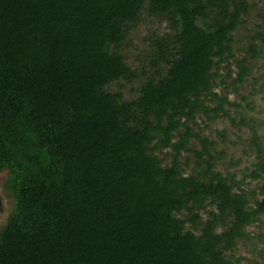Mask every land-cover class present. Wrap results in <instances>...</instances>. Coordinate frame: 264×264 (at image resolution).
I'll return each instance as SVG.
<instances>
[{
	"label": "trees",
	"instance_id": "16d2710c",
	"mask_svg": "<svg viewBox=\"0 0 264 264\" xmlns=\"http://www.w3.org/2000/svg\"><path fill=\"white\" fill-rule=\"evenodd\" d=\"M249 6L0 0V171L12 199L0 227V264H230L224 253L264 213V182L256 199L232 174L214 170L215 142L189 123L201 113L246 125L223 107L238 104L213 89L227 87L222 62L235 85L264 47L263 33L253 32L240 57L232 52L231 32ZM141 10L164 20L168 32L151 37L149 70L125 100L105 87L138 76L118 47ZM260 20L264 26V7ZM161 149H168L164 165L154 154ZM182 151L194 159L187 175ZM261 173L259 160L248 175ZM206 205L213 208L201 221ZM181 210L186 216H175Z\"/></svg>",
	"mask_w": 264,
	"mask_h": 264
},
{
	"label": "rangeland",
	"instance_id": "374dc122",
	"mask_svg": "<svg viewBox=\"0 0 264 264\" xmlns=\"http://www.w3.org/2000/svg\"><path fill=\"white\" fill-rule=\"evenodd\" d=\"M249 9L242 15L241 23L231 32L232 52L235 57L242 55L241 47L249 41L247 38L253 32H262L264 37V26L261 25L260 14L264 7V0H248ZM261 25L257 27V25ZM168 32L166 22L160 18L148 15L144 10L139 13L138 21L127 28L123 40L118 47L124 62L130 68L136 70L138 76L131 82L121 79L110 82L105 88L109 92H120L125 100L134 98L138 94V87L143 81L140 71L149 70L148 57L151 51L150 39L153 35H163ZM259 44L258 40H254ZM264 45V42L262 43ZM229 68L232 70L231 77H234V63L230 58ZM249 66L248 74L240 83L232 85L231 78L225 75L224 65H219L218 73L225 80L227 87L217 85L213 90L222 93L231 103L237 106L224 105L227 114L238 119L241 116L245 119L246 125L234 126L226 116H219L213 120H207L201 113L194 116V124L191 125L193 133L213 140L215 143L212 151L215 154L214 170L223 176L232 174L238 182V187L246 192H254L253 198L262 197L257 191L259 184L264 182V173L258 178H250L249 173L255 168L259 160L264 163V90L261 89L264 83V47L260 54L246 62ZM217 82V81H216ZM245 98L242 99L241 96ZM189 145L198 148L194 138L189 139ZM168 149L154 151V154L161 160V164L169 162L166 153ZM193 157L189 152H180L179 161L182 175H187L194 169ZM6 170L0 171V227L3 225L7 214L11 210L12 199L9 191L3 186ZM249 204L251 201L249 200ZM212 205H206L198 212L200 220L206 218V210L212 209ZM175 216L183 218L185 210H181ZM184 229L189 228L188 223L183 224ZM218 232L219 226L215 228ZM245 235L236 238L231 250L224 254L230 264H264V213L246 224L243 228Z\"/></svg>",
	"mask_w": 264,
	"mask_h": 264
}]
</instances>
